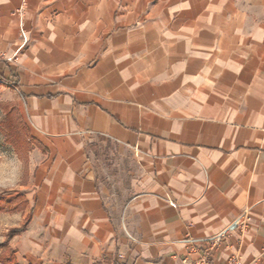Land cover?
Masks as SVG:
<instances>
[{"label": "crops", "instance_id": "crops-1", "mask_svg": "<svg viewBox=\"0 0 264 264\" xmlns=\"http://www.w3.org/2000/svg\"><path fill=\"white\" fill-rule=\"evenodd\" d=\"M0 78L35 142L0 264L193 263L179 240L245 211L212 264H264V0H0ZM100 140L132 158L122 199Z\"/></svg>", "mask_w": 264, "mask_h": 264}, {"label": "rangeland", "instance_id": "rangeland-1", "mask_svg": "<svg viewBox=\"0 0 264 264\" xmlns=\"http://www.w3.org/2000/svg\"><path fill=\"white\" fill-rule=\"evenodd\" d=\"M4 89H11L14 96L15 93L17 94L8 85L0 83V91ZM19 123L24 125L20 112L17 109L16 100L8 102L5 96L0 94V196L11 200L17 198L16 195L21 193V186L27 185L30 179V176L27 174L30 152L28 151L25 140L29 143L33 139L30 135L29 128L28 133L24 135ZM13 125L18 127L17 131L11 129ZM91 148L94 152L93 164L97 176L109 183V189H113L116 192V196L122 199L126 196L124 194L129 192L130 177L134 171L131 156L126 152H122L118 146L108 143L106 140L96 142ZM19 174H22V176ZM18 205L21 208L23 207L22 199L18 200ZM26 210L27 207L24 211ZM24 211L14 214H20ZM14 214L0 213V215L11 216ZM2 218V221H0V242L5 236L6 241L0 244V262L5 260L6 256L3 254L10 255L9 252L7 253L5 246L8 245L7 243L9 241H7V237L10 231L14 230L10 229L6 235L4 225L7 223V220H5L6 217ZM4 264L6 263L4 262Z\"/></svg>", "mask_w": 264, "mask_h": 264}, {"label": "built area", "instance_id": "built-area-1", "mask_svg": "<svg viewBox=\"0 0 264 264\" xmlns=\"http://www.w3.org/2000/svg\"><path fill=\"white\" fill-rule=\"evenodd\" d=\"M27 2L24 1L22 7L17 11V14L24 20L27 10ZM23 38H25V32H22ZM0 83L8 85L14 89L17 93L19 89L16 84L5 82L0 79ZM250 225L249 213L247 211L242 212L231 223L224 227L220 232L215 234H207V236H194L186 235L183 239L179 240V243L186 247L190 255H197L198 258L195 262H189L184 260L185 264H212L213 256L222 245L231 239L233 236H239L238 247L243 244L245 233L248 231ZM239 248L236 252L230 255L225 264H242L241 254Z\"/></svg>", "mask_w": 264, "mask_h": 264}, {"label": "trees", "instance_id": "trees-1", "mask_svg": "<svg viewBox=\"0 0 264 264\" xmlns=\"http://www.w3.org/2000/svg\"><path fill=\"white\" fill-rule=\"evenodd\" d=\"M23 129V133L24 135L26 133H28V127L26 125H23L22 123H19ZM13 131H17L18 127L13 125L11 128ZM25 140V137H24ZM25 143H27L28 146V151L31 152L33 149V144L35 143L34 140L30 141L29 143L27 142V140H25ZM23 200V207H19L18 205V200ZM26 207H28V202L24 197H17L15 199H6L4 197L0 196V213H6V214H14L20 211H24L26 209ZM32 219V216L29 215V217L27 218L25 224L20 227V228H14V230L10 231L8 237H7V241H10L11 239L15 238V236H18L20 234H22L26 229L27 226L29 225L30 221ZM2 263V262H1Z\"/></svg>", "mask_w": 264, "mask_h": 264}]
</instances>
